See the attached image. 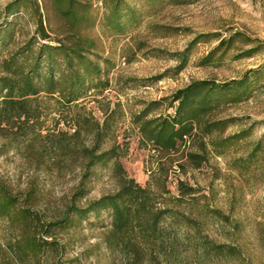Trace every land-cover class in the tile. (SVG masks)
Here are the masks:
<instances>
[{"label": "rangeland", "instance_id": "374dc122", "mask_svg": "<svg viewBox=\"0 0 264 264\" xmlns=\"http://www.w3.org/2000/svg\"><path fill=\"white\" fill-rule=\"evenodd\" d=\"M11 1L19 4L18 11L5 9ZM34 1L0 0V75L5 58L27 49L31 57L41 43L55 44L42 40L36 32ZM36 1L50 37H65L68 27L51 0ZM81 1L88 5V19L79 32L93 43L87 55L98 64L99 73L87 80L82 97L70 107L43 96V132L57 128L72 133L78 113L89 112L100 123L110 114L111 129L102 147H117L126 174L141 185L152 175H162L169 191L165 195L170 198L178 196V180L192 187L179 208L198 221L202 237L235 251L234 255L197 254L191 239L181 261L154 264H264V0L184 4L123 0L115 17L110 16L113 0ZM236 31L244 36L229 49H215L221 38ZM187 48L186 62L177 71L180 54ZM251 49V55H246ZM62 67L55 64L54 73ZM245 75L252 77L247 97L222 102L209 115L213 120L228 121L210 139L244 134L230 147L218 152L205 137L204 149H200L199 136L179 150L163 154L142 140L133 121L136 113L147 109L149 117L172 114V94L190 82L209 79L222 83ZM80 140L90 142L83 134ZM22 147L8 146L0 137L4 151L0 154V199L3 192H9L17 205L29 206L32 214L26 219L0 213V264H130L102 241L110 226L109 210L74 216L68 225L58 222L74 200L80 179L76 155L59 156L58 165L47 158L48 164L36 165L20 151ZM188 151L201 153L204 160L200 158V164L194 166L186 158ZM116 187L113 162L96 165L86 180L85 196L75 201L84 205ZM33 235L43 244L38 251L27 244Z\"/></svg>", "mask_w": 264, "mask_h": 264}, {"label": "trees", "instance_id": "16d2710c", "mask_svg": "<svg viewBox=\"0 0 264 264\" xmlns=\"http://www.w3.org/2000/svg\"><path fill=\"white\" fill-rule=\"evenodd\" d=\"M194 0H175V4H184ZM53 9L68 27L65 37L52 38L43 27V19L35 0L38 19L36 32L42 40H53L55 44L41 43L31 57L29 51H22L2 61L3 72L0 75V137L8 146L21 144L20 149L26 157L32 158L36 165L47 160L58 165L59 156L75 154L80 161V179L73 193L70 204L63 217L58 221L68 225L72 218L85 217L88 213L107 209L110 211V226L103 232L102 241L111 252H118L129 259L130 264H154L155 261H181L190 240L193 239V252L200 254L234 255L235 251L224 243H215L200 235L198 221L179 207L183 197L193 192V188L182 180L177 181L178 196L168 197L162 175H152L144 185L126 174L118 157L120 152L115 145L102 147L110 131L109 116L103 121L88 112L78 113L73 119L74 130L68 134L61 129L52 128L43 132L41 121L45 106L43 96L55 98L62 106L77 104L82 97L87 80L99 73L98 64L87 55L92 41L81 36L79 26L86 22L87 4L81 0H51ZM123 0H113L110 16L119 14ZM19 4L11 1L6 4L8 12L18 11ZM117 26L119 22L115 21ZM244 36L236 31L227 38H221L215 49H229L233 42ZM223 49V50H224ZM180 54L179 71L186 62V52ZM254 50V49H253ZM251 49L246 55H251ZM29 60H31L29 62ZM62 64V69L55 74L53 66ZM249 76L218 83L214 80H194L177 89L171 96L174 111L169 115L148 116V110L136 113L133 121L137 124L142 140L152 144L163 154L175 152L199 137L200 149H204V138L212 140L215 148L221 152L244 136L243 133L228 136H216L227 126V120L209 118L222 102L236 101L247 97L250 86ZM46 96V97H45ZM106 113V110H105ZM89 136V143L80 140ZM68 139L67 140V136ZM203 151V150H202ZM4 151L0 149V154ZM186 158L194 166L204 160L201 153L188 151ZM201 158V159H200ZM48 161V162H49ZM113 162L116 189L98 198L78 205L76 199L86 194V180L96 165ZM46 163V162H45ZM48 164V163H46ZM30 194V193H29ZM29 206L17 205V199L9 192H3L0 199V213L19 215L30 219ZM47 232L44 233L47 236ZM198 236V239L195 237ZM47 243V241H44ZM33 251H38L43 244L33 235L27 242Z\"/></svg>", "mask_w": 264, "mask_h": 264}]
</instances>
